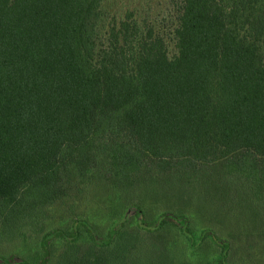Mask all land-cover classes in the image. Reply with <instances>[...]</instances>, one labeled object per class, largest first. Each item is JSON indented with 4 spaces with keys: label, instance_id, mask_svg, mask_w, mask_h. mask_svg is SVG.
Here are the masks:
<instances>
[{
    "label": "trees",
    "instance_id": "16d2710c",
    "mask_svg": "<svg viewBox=\"0 0 264 264\" xmlns=\"http://www.w3.org/2000/svg\"><path fill=\"white\" fill-rule=\"evenodd\" d=\"M113 1L0 0V240L44 233L0 264H237L264 229V0ZM63 204L90 216L45 231Z\"/></svg>",
    "mask_w": 264,
    "mask_h": 264
},
{
    "label": "rangeland",
    "instance_id": "374dc122",
    "mask_svg": "<svg viewBox=\"0 0 264 264\" xmlns=\"http://www.w3.org/2000/svg\"><path fill=\"white\" fill-rule=\"evenodd\" d=\"M167 0H115L111 2L108 7L111 12V15L114 16L117 19H120L124 16V14L128 10H132L135 8L141 9L142 7L146 5H152L155 8H160L166 3ZM143 197L146 196L145 194L142 195ZM80 208H86V207H66L64 204L60 206H55L51 210L50 218L45 220L43 222L45 231L50 229H57V228H71L72 221L74 218H89L90 215H88L89 210H85L84 213L83 209ZM99 210L101 208L99 207ZM155 211H160L156 210ZM264 216V213L262 214ZM101 218V217H100ZM133 218V216L131 217ZM264 220V219H263ZM94 221L100 226L101 232L100 235H104L107 232L106 228V222L104 221H98L97 219H94ZM263 223H260V226H262ZM259 226V225H258ZM29 239L26 241V243H21L20 240L18 241H9V240H0V255L9 258V257H16L18 259L23 258H29L30 256H33L34 252L37 250H41L40 240L41 236L44 234L42 231H37L36 233L29 232ZM199 234V233H198ZM256 241L250 240L247 243L241 242L238 245H236V242L232 246L231 253L233 260H235V263L240 264L242 263V259L240 258V255L242 256V245L248 246L251 243H255L256 245L253 246L250 250H244L249 251L245 252L246 254L243 256V259H245L244 264H264V229H260L255 234ZM21 243V244H20ZM123 244V243H122ZM63 242L57 241L54 243L53 251L54 255L58 256L62 249H63ZM145 247L143 249L140 248V250L137 252L138 255V262L139 264H149L147 263V258L151 259L150 255L154 259H158L161 262V264H191V260L188 258V254L186 256L176 255V251H174L175 254H172L170 252H162L159 246L155 248V246L152 243L145 242ZM152 246V247H151ZM161 247L164 248L163 245ZM202 249L198 248L196 250L192 249V247H188V252L190 255L193 253H196V258L198 264H206L207 262H210L211 260L215 262L217 260V256H211V252H213V249L216 248L218 250V254H220V248L217 245H214V243L207 242L205 245L201 246ZM191 248V249H190ZM200 248V247H199ZM118 249V248H117ZM132 253V252H131ZM178 253V252H177ZM249 253V254H248ZM147 254V255H146ZM152 254V255H151ZM200 257V258H199ZM231 257V258H232ZM203 258H207V260H203ZM156 259V260H157ZM150 261V260H148ZM165 261V262H164ZM196 263V259H195ZM210 264V263H209Z\"/></svg>",
    "mask_w": 264,
    "mask_h": 264
}]
</instances>
